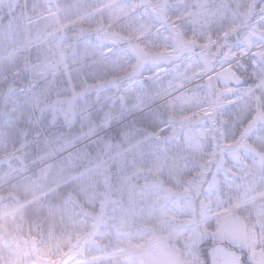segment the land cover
Segmentation results:
<instances>
[{
	"label": "clouds",
	"instance_id": "9594fccd",
	"mask_svg": "<svg viewBox=\"0 0 264 264\" xmlns=\"http://www.w3.org/2000/svg\"><path fill=\"white\" fill-rule=\"evenodd\" d=\"M158 7H164L160 0L121 5L96 0L76 9V20L63 10L66 31L77 37L63 44L57 58L64 92L97 91L121 103L109 107L107 124L103 116L77 119L73 114L70 123L57 120L50 137L17 157L19 165L5 160L0 264H7L22 236L29 249L35 238L36 249L53 257L71 248L80 257L73 264H215L213 253L220 249L232 254L234 264H261L264 0H253L245 18L236 21L246 47L218 44L215 51L207 46L196 51V41L207 39L214 3L210 12L200 0H174L168 8L175 7V13L166 10L163 16ZM10 48L20 45L0 41V52ZM82 48L87 55H81ZM24 59L19 50L15 63L3 71L15 73ZM128 114L139 123L132 143L124 140ZM192 127L199 138L183 146L181 136ZM173 142L182 146V163L169 172L165 153L161 166L166 182L180 191L166 211H149L146 202L127 191L129 158H134L130 148ZM58 178L73 200L57 196L54 207L43 201L40 207H24V185L49 188ZM86 231L88 241L78 235ZM149 236L158 238L151 254L128 251V239ZM86 244L98 245V259ZM29 259L47 264L37 255Z\"/></svg>",
	"mask_w": 264,
	"mask_h": 264
},
{
	"label": "rangeland",
	"instance_id": "374dc122",
	"mask_svg": "<svg viewBox=\"0 0 264 264\" xmlns=\"http://www.w3.org/2000/svg\"><path fill=\"white\" fill-rule=\"evenodd\" d=\"M25 2L27 1L22 0V3H20L19 0H0V41H15L20 45L19 49L10 48L7 52H0V183H3L5 179L2 175L3 169L8 167L5 160L13 165H19L20 161L17 157H21L29 149L34 150L38 144L54 133L48 135L42 131L40 133L41 137H39L35 132H23L20 124L24 123L22 121L27 118V113H35L37 116L38 111L42 117L50 119L53 126H56L57 120L70 123L73 114L76 115L77 119L103 116L102 123L107 124L112 119V113L108 110L109 107L121 103L119 99L97 91L74 95L73 92L79 90L73 89L65 93L64 89L67 86L61 81L57 71V58L63 44L69 40L73 43L77 41V37L66 31L67 24L62 19L63 10L67 9V13L72 20H76L77 17L72 13L86 4L95 3L96 0H43L45 9L39 10L40 6L38 5L32 11L33 15L39 16L36 18L29 16L30 8L27 6V10H25ZM109 2L121 5L129 2V0H109ZM173 2L174 0H167V2L166 0H160L164 7L157 8L158 14L163 16L166 10L175 13V7L168 8V4ZM200 2L210 12H212V4H215L213 22L208 26L207 39L198 40V42H201V46L213 48L216 44L214 40L210 39L215 33L213 26L218 31H223L225 25L235 28L237 15L235 12H231V6L235 3V7L240 5L245 7L247 0H200ZM137 11H140V9H137ZM149 13L151 14V9H149ZM157 23L159 24V22ZM19 50L25 52L26 58L24 59L23 68L15 73L9 72L8 74L3 69L5 65L15 63ZM29 52L33 55H28ZM87 54L88 50L82 48L81 55ZM37 56L39 61L35 58ZM28 57H30V60ZM25 69L32 77L29 78V85H26L20 79L13 86L5 85L7 84L5 80L11 81L13 78H18L21 76V71ZM35 74L37 76L33 80ZM45 81L47 82L46 85ZM2 83L7 87L1 86ZM124 106L127 107L126 104ZM132 116L133 114H128L127 119ZM125 126L126 128L123 131L124 140L132 143V138L137 136L138 125L128 121ZM198 138L196 127L188 129L186 135L181 136L183 146L194 145ZM181 147L173 142L171 146H162V148L133 143L130 148V151L134 153V158H129L131 167L127 177V191L134 200L146 202L147 210L166 211L167 206L171 205L175 199L174 194L180 191L173 184L166 182L167 175L164 172V167L161 166V162L164 160L166 153L168 156V170L174 173L182 163L185 155ZM10 154L14 155H11L9 159ZM145 177H152L160 180V182L147 181ZM62 183L63 181L58 178L57 183L49 188L33 184L24 185L22 189L25 194L23 198L24 207L31 204H37L40 207V202L45 197L54 203L53 207L58 203L53 200L57 196L62 197L63 200H73L74 197L61 186ZM31 197H35V199H31ZM17 210L20 209H14L13 212ZM78 235L82 236L84 241H88L90 237V233L87 231ZM20 241L22 243H18L7 264H36L35 260L29 259L31 255H37L38 259L46 261L47 264H73L74 259L80 258L78 254H74L71 248L53 257L36 249L35 238H33L31 249L26 246L27 237H20ZM100 243L103 244L105 241H100ZM157 243L158 238L154 236L138 240L128 239L126 241L128 251H144L150 254ZM86 247L93 254V259L99 258L97 254L100 252V248L97 244H86ZM214 254L218 264H234V257L230 252L220 249ZM258 255H260V261H262V255Z\"/></svg>",
	"mask_w": 264,
	"mask_h": 264
},
{
	"label": "trees",
	"instance_id": "16d2710c",
	"mask_svg": "<svg viewBox=\"0 0 264 264\" xmlns=\"http://www.w3.org/2000/svg\"><path fill=\"white\" fill-rule=\"evenodd\" d=\"M26 1L27 2H25L24 8H25V10H27L26 9L27 6L30 8L29 16L31 18L39 17L38 15H33L32 11H34V9L38 5L40 6L39 10H41V11L44 10L45 9V5L43 4V0H26ZM19 2L22 3V0H19ZM252 3H253V0H247V4L245 5V7L241 6L240 4H239L240 6H236L235 7L236 4L234 3L231 6V12H233V13L235 12L236 13V15H237L236 19L237 20L238 19H244L246 14H247V9ZM20 5H21V7H23L22 4H20ZM256 8H259V4L258 3L256 4ZM252 19H256V17L252 16ZM239 29H240V24L239 23H237L235 28H231V27H228V26L225 25L223 31H218L213 26V31H215V33H214V35L212 37H210V39L214 40L216 44L213 46V48L210 47L211 50L215 51V49H216L218 44L219 45H223L224 48H228L229 46H231L233 49L245 48L246 45L244 43L243 37L239 33ZM253 39H255V37H253ZM200 44H201V42L200 41L198 42V40H197L196 41V45H197L196 51H199L200 46H201ZM249 54L251 55V53H249ZM253 58H255V57H253ZM28 59L30 60V57H28ZM249 67H251L250 64H249ZM8 74H9V72H8ZM36 76L37 75L35 74L34 77H33V80H35ZM29 78H32V77L29 76L28 71L25 69V70L21 71V76H19L18 78L17 77L15 79L13 78V80H11V81L5 80V81H7V84H5V85H10V86L12 85L13 86L14 84L17 83L18 79H20L22 82L24 81V83L26 85H29L30 84ZM22 82H21V84H22ZM5 85L2 83L1 86L7 87ZM64 85L67 86L65 83H64ZM82 113H84V112H82ZM133 116H134V114H133ZM133 116L128 118L127 121L125 122V124H127L128 121H131V123H136V125L139 126L138 121L135 119V116H134V118H133ZM26 117H27L26 119H28V120L23 119L22 122H24V123L20 124V127L22 128L23 132H25V131H28L29 133L35 132V133L38 134L39 137H41L40 133L42 131H44L48 135H51V133L55 132V130H56V126H53L51 124L50 119H48L46 117H42L41 114L38 111H37V116L35 115V113L31 114L29 112V114L28 113L26 114ZM125 128H126V126L124 127L123 131L125 130ZM27 146H26V148H27ZM26 148H25V151H26ZM154 180H155V182H154ZM147 181H153L154 183H158V181L160 182V180L152 178V177H149L147 179ZM63 191H64V189H63ZM53 200H55V202H58L57 201V197L53 198ZM42 201L45 202V203H48L50 206L54 205V203L49 201L47 197L42 198ZM31 205H35L36 207H38L37 204H31ZM29 206L30 205H28L27 207H29ZM221 250L229 252L226 249H221ZM244 259H245V261L248 260L247 253H245ZM213 260H214L215 264H218L214 253H213ZM261 262H262L261 264H264V255H262V261Z\"/></svg>",
	"mask_w": 264,
	"mask_h": 264
}]
</instances>
